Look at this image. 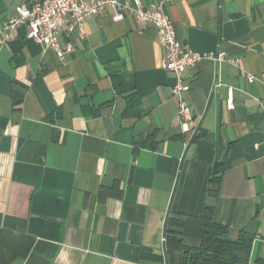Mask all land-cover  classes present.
<instances>
[{
    "label": "crops",
    "instance_id": "1",
    "mask_svg": "<svg viewBox=\"0 0 264 264\" xmlns=\"http://www.w3.org/2000/svg\"><path fill=\"white\" fill-rule=\"evenodd\" d=\"M30 2L0 0V264H166V231L184 233L168 220L204 204L230 238L253 234L249 264H264V0L163 3L178 40L205 56L187 69L196 136L151 25L110 7L84 36L69 21L60 59L27 23L4 28Z\"/></svg>",
    "mask_w": 264,
    "mask_h": 264
},
{
    "label": "built area",
    "instance_id": "2",
    "mask_svg": "<svg viewBox=\"0 0 264 264\" xmlns=\"http://www.w3.org/2000/svg\"><path fill=\"white\" fill-rule=\"evenodd\" d=\"M134 1L135 7L120 0H31L29 4L18 7L17 16L11 17L4 28L12 30L27 23L28 37L53 49L63 59L66 52L72 49L70 45L62 46L59 40L62 29L69 21V30L77 28L84 36L87 20L99 16L110 7L114 11L115 21H121L129 14L139 22L151 25L156 31L158 43L164 49L163 68L176 77L172 92L178 102V117L184 124L185 132H192L196 136L198 124L190 116L186 99L191 89L187 82V69L196 66L205 56L190 51L178 40L173 22L162 9L163 3L173 0H162V3L149 7H144L140 0ZM215 59L218 61L220 58ZM250 80L253 78L250 77ZM227 107L229 110L235 108L231 91Z\"/></svg>",
    "mask_w": 264,
    "mask_h": 264
},
{
    "label": "trees",
    "instance_id": "3",
    "mask_svg": "<svg viewBox=\"0 0 264 264\" xmlns=\"http://www.w3.org/2000/svg\"><path fill=\"white\" fill-rule=\"evenodd\" d=\"M224 164L225 162L216 163L212 173L211 185L216 191L221 184ZM213 215V206L204 204L197 216L188 217L186 221L174 218L168 220V225L178 226L184 229V233L177 235L171 230L166 231V264H249L255 236L241 231L236 239H232L229 237V227L216 223ZM191 220L196 224V246H189L184 242L191 234L188 224Z\"/></svg>",
    "mask_w": 264,
    "mask_h": 264
}]
</instances>
